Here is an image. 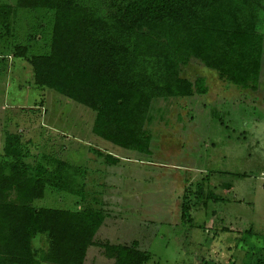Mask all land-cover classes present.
<instances>
[{"label": "trees", "instance_id": "obj_1", "mask_svg": "<svg viewBox=\"0 0 264 264\" xmlns=\"http://www.w3.org/2000/svg\"><path fill=\"white\" fill-rule=\"evenodd\" d=\"M19 9L50 14L47 51L30 54L29 43L3 41L14 37ZM262 18L264 0H16L0 3V43L30 63L37 86L92 109V134L150 156L146 124L153 103L208 92L205 77L181 75L190 60L237 87L258 89ZM3 141L0 264H84L91 245L100 246L112 264L149 260L138 240L95 241L110 214L87 187L85 169L45 153L25 161L18 133L7 132ZM48 189L76 197L75 207L36 206ZM204 198V207L208 199H220L211 192ZM254 249L261 252L249 264H264V243Z\"/></svg>", "mask_w": 264, "mask_h": 264}, {"label": "rangeland", "instance_id": "obj_2", "mask_svg": "<svg viewBox=\"0 0 264 264\" xmlns=\"http://www.w3.org/2000/svg\"><path fill=\"white\" fill-rule=\"evenodd\" d=\"M50 24L42 9H19L14 37L3 41L29 43L30 54H40L48 49ZM262 24L264 32V18ZM3 46L0 152L4 135L14 132L20 134L25 161L45 153L85 169L87 187L110 214L95 241L138 240L151 253L144 264L254 262L261 252L254 248L264 243V52L256 91L221 80L196 60L182 66L183 77H205L208 92L153 103L146 124L148 156L92 134V109L37 86L30 63ZM210 192L220 199H208L204 207ZM73 198L48 189L35 205L73 208ZM34 246L41 242L35 239ZM112 263L100 246L88 247L84 264Z\"/></svg>", "mask_w": 264, "mask_h": 264}]
</instances>
